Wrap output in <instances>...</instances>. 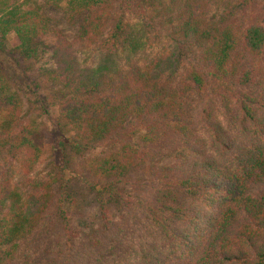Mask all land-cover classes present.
<instances>
[{"label": "trees", "instance_id": "16d2710c", "mask_svg": "<svg viewBox=\"0 0 264 264\" xmlns=\"http://www.w3.org/2000/svg\"><path fill=\"white\" fill-rule=\"evenodd\" d=\"M69 5L81 19L68 41L37 7L0 0V37L14 34L15 55L36 58L53 39L48 95L0 50V112L18 92L36 107L49 124L51 174L31 176L39 132L18 128L15 109L0 113V264H24L21 246L50 212L70 230L71 161L96 150L103 157L87 163L101 221L149 224L123 263L264 264V0ZM108 203L122 213L114 223ZM66 232L25 264H81ZM160 237L164 251L152 247Z\"/></svg>", "mask_w": 264, "mask_h": 264}, {"label": "rangeland", "instance_id": "374dc122", "mask_svg": "<svg viewBox=\"0 0 264 264\" xmlns=\"http://www.w3.org/2000/svg\"><path fill=\"white\" fill-rule=\"evenodd\" d=\"M22 1L26 6L37 7L44 17L50 19L49 26L51 31L60 32L67 40L76 33V24L78 19H81V15L73 14L74 12L70 9L69 5L70 0ZM55 33L57 32H49L48 34L53 35ZM52 41L53 39L47 36V39L44 41L46 48L40 52L38 57L21 59L19 56L15 55L14 52L18 45L14 38V34L9 32L4 35L3 38L0 37V50L2 51L3 49L5 52L8 51L12 56H15L18 63L24 66L26 75L39 83L41 92L45 95L51 92V87H49L50 83L48 81L45 82L44 75L45 73L49 74L48 71L53 67V62L50 59ZM8 89L9 92L7 93L11 95H14L13 92H17L16 87L12 84L8 86ZM18 93L20 95L18 96L20 102L19 98H17L18 104H15V101L2 103L7 105L0 112L1 118L2 113L5 115L10 110L15 109L13 113L18 115V128L20 124L24 125L30 123L32 128L39 132L41 140L44 143V152H42L41 156L38 158L36 168H34L31 176H33L37 182H47L51 177V174H47L49 165L47 148H49L50 143L49 124L42 118L36 107L29 102L24 95L20 92ZM10 104H14L15 107ZM1 118L0 122L2 120ZM100 156L103 157V154L100 153L99 150L92 153H77L74 154L73 161H71V167L79 171V175L70 183L71 199L75 201V206H71L67 211L68 222L71 225L70 232L67 231V233L65 231V221L60 220V218L53 215L52 212L46 214L39 225L38 231L22 244L21 251L19 252V261H24L23 263L25 264V259H28L29 255L30 257H34L36 254H39V250L42 248L45 249L52 246V249H54L56 241H61L65 236V232L67 236L70 235L71 254L82 261L81 264H125L123 263L124 261L131 263V247H144L146 235L144 227H149V224L145 223V221L141 223V218L138 221L139 223L135 222L133 219L132 221L127 219L125 222L122 217H119L122 223L120 220L116 221V217L122 213H120V210L115 207L114 204L108 203L107 210L110 212L116 211L114 212L111 222L114 223L116 221L118 226H112L109 223L104 224V221H101L100 201L98 197L96 198L93 191L89 189V183L94 181V177H92V173L88 171L89 165L87 163L89 159H93V161L98 158L101 159ZM52 182H54V180ZM94 196L97 200L94 199ZM103 225H105V227H103ZM99 231L101 232L100 235H98ZM153 238L155 239L156 237ZM160 239L163 242L159 243V239L154 240V242H152V247L155 246L157 249L164 251V238L160 237ZM102 244H105V247H112L111 250L106 253L101 248ZM114 247H119L117 258H115L114 255ZM103 261L104 263H102Z\"/></svg>", "mask_w": 264, "mask_h": 264}]
</instances>
